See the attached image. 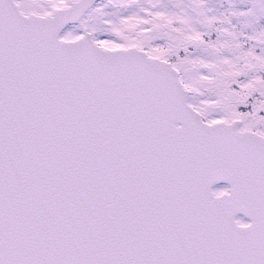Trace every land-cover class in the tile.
Instances as JSON below:
<instances>
[{
	"label": "snow or ice",
	"instance_id": "6c2138e0",
	"mask_svg": "<svg viewBox=\"0 0 264 264\" xmlns=\"http://www.w3.org/2000/svg\"><path fill=\"white\" fill-rule=\"evenodd\" d=\"M0 264H264V0H0Z\"/></svg>",
	"mask_w": 264,
	"mask_h": 264
}]
</instances>
